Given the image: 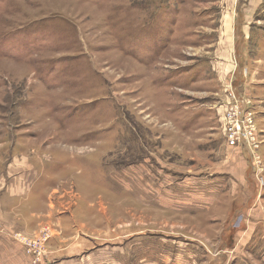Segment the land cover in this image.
<instances>
[{
    "label": "rangeland",
    "instance_id": "1",
    "mask_svg": "<svg viewBox=\"0 0 264 264\" xmlns=\"http://www.w3.org/2000/svg\"><path fill=\"white\" fill-rule=\"evenodd\" d=\"M0 232V264H264V0H0Z\"/></svg>",
    "mask_w": 264,
    "mask_h": 264
},
{
    "label": "built area",
    "instance_id": "2",
    "mask_svg": "<svg viewBox=\"0 0 264 264\" xmlns=\"http://www.w3.org/2000/svg\"><path fill=\"white\" fill-rule=\"evenodd\" d=\"M229 144L234 147H245L254 153L261 147L262 140L257 136L254 115L232 106L227 114Z\"/></svg>",
    "mask_w": 264,
    "mask_h": 264
},
{
    "label": "crops",
    "instance_id": "3",
    "mask_svg": "<svg viewBox=\"0 0 264 264\" xmlns=\"http://www.w3.org/2000/svg\"><path fill=\"white\" fill-rule=\"evenodd\" d=\"M18 189H20V188H17L16 187V190H18ZM22 190V189H21ZM68 233V232H67ZM70 233V232H69ZM68 233V234H69ZM8 238H7V236L5 235V234H3V233H1L0 232V249H3L4 248V246L6 245V244H8ZM45 264H52L51 263V261L50 260H46V263Z\"/></svg>",
    "mask_w": 264,
    "mask_h": 264
}]
</instances>
